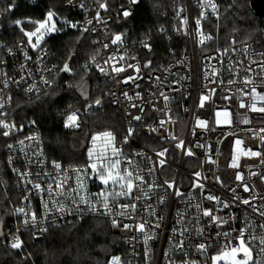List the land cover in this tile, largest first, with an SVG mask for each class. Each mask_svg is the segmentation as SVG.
Returning a JSON list of instances; mask_svg holds the SVG:
<instances>
[{
	"label": "built area",
	"instance_id": "built-area-1",
	"mask_svg": "<svg viewBox=\"0 0 264 264\" xmlns=\"http://www.w3.org/2000/svg\"><path fill=\"white\" fill-rule=\"evenodd\" d=\"M41 1L42 0H0V102L4 105L3 108H0V119L10 124L16 125L10 109L12 101L10 90L20 92L27 101H33L46 94L53 87L58 76L63 75L65 77H72L74 74L73 69L69 73L58 72L57 69L63 66H59L52 61L51 54L44 45H42L43 51L39 49L32 50L26 46V41L24 39L17 40L13 44L7 45L6 41L1 38L3 32L2 24L5 17L17 9L20 4L35 7ZM81 2L84 4L83 9H74L71 7L72 3L79 4ZM99 2L103 3L105 0H99ZM121 2L122 0H108L109 8L107 11L99 9L97 0H71V2L67 0L63 5L65 9L79 15V19L73 23H78L81 27L72 29H76L82 35L93 37L96 40L97 52L93 56L96 58L95 61L93 62L91 58L89 61L81 63L80 71L87 74L94 70L101 77L102 81L109 85L108 91L101 100L102 104L106 102L110 108L119 113L121 117L122 131L120 135L114 133L117 137V146L122 148L125 157L131 158L138 165L141 174L145 175L149 181L153 178H155L157 182H162L165 179L169 181L175 180L180 190L186 194L192 191L191 181L194 179L193 173L201 172L202 177H208L207 180H201L205 185V195L211 193L231 205L229 208L222 209L217 214L225 218L232 215L237 217V219L229 221V224H224L221 228H209L205 223L207 218L201 219L199 224H193L189 232L186 233L188 239H190L192 243L189 245L185 242V249L188 253V255L185 256L184 253L179 250L170 251V249H173V245L179 240L184 239V237L178 235L176 240L171 242H169L168 237L171 235L170 229L176 219L177 211L182 212L187 221L194 220L197 215L194 206L201 200L200 190L196 189L193 192L196 199H193L191 204L188 203L187 196L178 198L175 200V203H173V197L171 195L168 197L166 206L158 205L157 195H151L150 199L144 201H136L138 206V212L135 217L136 220L141 218L150 219L155 223V217H149L147 209L140 210L141 205L145 203H150L155 211L164 217L160 229H151V231L156 234V238L149 242L150 259L145 260L143 236L134 231H125L122 227L120 229L114 228L111 224L112 218L122 220L123 223H133L134 221L123 220L122 217L116 216L115 214L112 217L105 216L103 215L105 210L100 207V205H97L96 212H91L86 205H80L79 207L81 210H77L75 204H72L70 201H65L66 209L72 210L71 214H69L68 211L63 213L57 211L58 205L54 206L51 203L48 209H45L36 192L29 191V189L32 188V184L28 183V181L43 184L44 172L50 173L53 176L57 175V171L52 167L53 161L47 159L44 154L37 126L30 120L21 124L23 125L22 131H13L9 137L3 136L7 140L5 146V166L12 181L17 203L12 218L3 221V224L0 225V231L3 232V235L0 236V245H3L11 251L18 252L22 248H11V244L14 242L16 236H19L22 244L26 237L31 240V242H38L51 228H58L83 220L100 219L106 221L110 225L112 234L118 238L123 247V251L109 255L105 264H107L108 259L114 255L121 256L124 264H183L186 259L195 260L197 264H210V262L206 260V257L196 252V244L207 240V242L212 244V247L215 248L217 243L215 233L217 231L223 232L229 230L230 225L232 227H245L246 224L251 225L253 234L259 236L262 234V230L258 225L264 223V217L259 215L260 211H264V180L260 178L264 175V163H262V161H264V141L260 139V137H264V132L261 131V129H264V113L249 112L247 108H239V95L237 89L242 87L239 83V76H231L232 79L237 81V83L231 85L225 83L217 86V84H213L210 81L212 79H223L226 82L230 77L229 72L226 70L230 62L233 63V71L235 72L238 68L242 69L247 67L249 59L256 61L264 59V57L259 55V53L264 52L257 49L251 41L230 43L225 47L229 50L227 55H223V49L225 48L206 50L211 40L206 41L203 45L198 44V37H196L194 31L195 25L192 17L197 15L199 11L195 7L196 0H166L165 23L159 27L158 33L165 41H172L173 37L179 32L177 29L181 28L176 13L181 8H186L187 11L181 13V16L187 15L189 17L188 34L185 35L183 30H181V32L187 39L188 51L179 57L160 63L156 69L151 67L143 68V65L148 61L142 62L139 59H131L134 55L131 54L129 50L130 44L126 41L125 36L123 38V43L119 45V51H117V45H112L110 43L114 35L119 34L115 33L112 35L111 27L118 18H123L118 15ZM11 4H15L16 6L11 11H8V7ZM138 4L132 5L125 2L123 6L132 8L133 11H135V7ZM98 9L101 17L100 22L94 19ZM44 17L45 16L41 19ZM218 18L215 15L209 16V19L213 20H217ZM23 20L26 19H22V21ZM89 20H92L91 24L87 23ZM205 21L206 20L202 21L203 26ZM57 24H59L60 28H64V31L69 28L63 22H57ZM12 25H15L14 22ZM85 27L88 28L87 32L82 31V28ZM204 32L208 35L205 29ZM61 33L62 32H57L51 37H57ZM145 42L152 46L151 51L143 47V43ZM104 44H108L109 47L105 49L103 47ZM133 47L144 55L150 56L154 51V41L146 37L133 43ZM245 48H247L248 51L247 56L244 53ZM233 49H235V51H233ZM25 52L28 53L31 60H25ZM114 52L117 55L126 54L128 57L126 64L140 63L141 75H144V79L137 81V83L140 84L139 88H136L134 84H122L119 82L130 73L135 74L132 69H128L116 75L111 71L110 65L104 63L108 56ZM39 57H43L42 61ZM220 59H223V65L219 62ZM238 61H243L244 63L242 65L236 64L235 62ZM86 65L87 67H85ZM96 65L108 68V74H102ZM213 67L219 71V77L209 76L208 79H205V73L207 72L210 74ZM253 67H255V65H253ZM49 69H51V72L48 71ZM149 75L151 78H149ZM240 75H244L243 71L240 72ZM156 77H160L163 83L158 84L155 79ZM45 80L48 81L47 84L44 83ZM177 80L179 83H174ZM5 81L7 82L6 86ZM257 82L259 83L258 78ZM29 87L33 88L31 92L26 91ZM212 88L217 89L216 94L212 95L210 100L205 102L204 108H199V95L201 93L208 94V90ZM160 90H163L170 97V101L167 103L166 108L165 102L158 96ZM124 91H127L129 96H135V94L139 92L143 98L129 101L123 96L122 93ZM153 93H156V95H153ZM225 95L232 98L230 100H225L223 99ZM244 99L245 103H247V98L245 97ZM132 104L142 106L144 111L141 112L139 107H131ZM210 109L220 111L227 109L231 111L232 126L217 127L216 131H205L196 128V135H193V126L197 116L202 119H208L210 128L215 127V114L214 111ZM71 112H77L79 116V112L71 107L63 109L61 115L66 118ZM245 114L250 120L248 124L241 122L245 118ZM135 115H140L142 119L140 121L133 120L132 117ZM178 115L181 116V122L175 117ZM154 117L167 121L163 128L159 127ZM129 122H131V126L136 129V132L127 144H123L122 138L126 134L127 128L130 126ZM21 125H16V128L19 129ZM150 127H157L159 130L152 133L149 131ZM249 129L251 131H248ZM2 131L3 129H0V132ZM229 132L234 133V136H228L227 139H224L221 133L227 134ZM169 135H175L178 140H184L186 145L192 147L195 155L186 156L181 150L176 149L175 143H177L178 140L173 141L166 138ZM28 136H35L37 140H26L25 137ZM236 137L242 138L246 147H251L254 151H259L261 155L259 157L241 156L239 160L240 167L238 169H233L228 166L231 158L228 146L229 142ZM19 140H25L23 151H20L21 146L17 143ZM220 141L223 142L221 143ZM197 143L204 144L205 147L198 148L195 146ZM8 144H12L14 146L13 149H8ZM89 146L90 139L84 152L83 164L62 167L68 169L70 167L83 166L87 161V149ZM163 149L169 150L168 156L166 157L167 163L163 168L159 167L158 164L155 165V172L149 176L148 169L153 167V162L158 159L155 153ZM139 152L146 153V157L135 155ZM9 157H11V164L9 163ZM147 157H150V159ZM209 157L211 159H209ZM212 161L215 162L213 163ZM13 168H18L21 172L30 171L32 175H18L17 172L13 171ZM237 171L241 172L243 175L244 179L242 182L235 180L234 174ZM36 173L41 174L40 180L35 179ZM252 173H255V175ZM216 176H219L221 181H225L227 186L222 187L221 184L217 183L215 179ZM242 184H247L250 191L245 192ZM72 186L75 187V184L73 183ZM87 187L91 193H97L100 185L88 182ZM231 188H235L236 194L240 197L251 200L252 205L258 211H254L253 207L234 202L232 200L233 193L230 191ZM156 191L159 192V195H164L162 190ZM25 196L28 197V200L24 199ZM45 199H47V196H45ZM53 199L56 198L53 197ZM91 200L95 203V196H92ZM123 202L125 201L119 200L117 204ZM21 207L25 208L28 212L36 213L37 221L35 225L30 224L28 227L24 226L23 220L30 217H25L23 214L16 213V209ZM203 207L218 206L214 205V202L204 200ZM115 211H119V209H115L114 213ZM81 217H83V219H81ZM185 226H188L187 223H185ZM195 227L205 228L204 236H197L195 231L192 230V228ZM17 229H19V231H17ZM40 229H47V231H40ZM134 236L138 237V239H131ZM209 237H211V239H208ZM255 243L256 247L253 252L254 258L256 252L259 250L258 241ZM211 251L212 249L209 250V254H211ZM166 252L169 253L167 259L164 255Z\"/></svg>",
	"mask_w": 264,
	"mask_h": 264
},
{
	"label": "snow or ice",
	"instance_id": "snow-or-ice-1",
	"mask_svg": "<svg viewBox=\"0 0 264 264\" xmlns=\"http://www.w3.org/2000/svg\"><path fill=\"white\" fill-rule=\"evenodd\" d=\"M71 2V0H70ZM130 3L132 5H136L140 3V0H122L120 5V11L118 13L119 16L127 19L134 15V11L132 8H126L123 6L124 3ZM99 5V9H103L105 11L109 8L108 0L100 3L97 0ZM16 5L11 4L8 7V11H11ZM71 7L74 9H83V2L79 4L72 3ZM195 7L199 10L197 15L192 17L193 23L195 25V35L198 37V44L203 45L206 41L211 40L212 36L206 35L204 32V26L202 21L209 19L210 15H215L218 18V10L219 5L216 3V0H196ZM99 9L96 12L94 19L100 22V11ZM186 8H181L177 13L176 17L179 20L181 28H178L177 31L183 30L184 34H188V23L189 17L187 15L181 16V13L186 12ZM63 19V23L69 28H79L81 27L78 23H73L67 18H61L58 13H54L53 11H48L45 14L43 20H32L28 18L26 20H15L14 24L19 28V31L26 38V46L31 48L32 50H41L42 44L46 42V38L53 36L57 32L63 31L62 28H57V21ZM88 24L92 23V20L87 22ZM25 24L31 25V30L25 28ZM83 32H87L88 28H82ZM163 31V29H162ZM125 33L115 34L111 40L112 45H117V51H119V45L123 43V38ZM103 47L107 49L109 47L108 44H104ZM143 47L152 50V46L145 42L143 43ZM219 51V50H218ZM228 49H223V55H227ZM235 51V49H233ZM244 53L247 56L248 51L247 48L244 49ZM260 56L264 57V53H259ZM25 60H31V57L27 52L24 53ZM42 61L43 57H39ZM71 59V57L69 58ZM95 57H92V61H95ZM128 57L126 54L117 55L115 52L110 54L108 58L105 60L106 65H110L111 71L116 75L127 71L128 69H132L135 74H129L126 77H123L119 82L122 84H134L136 88L140 87V84L137 83L139 80L144 79V75H141V65L139 62L135 64H126V60ZM132 60H136L135 56L131 57ZM211 59V58H210ZM219 62L221 65L224 64L223 59H220ZM236 64L242 65L243 61L235 62ZM118 65V66H117ZM152 65V61H148L143 65V68H150ZM255 65V67H253ZM23 67V65H22ZM87 67V65L85 66ZM99 71L102 74H108V68L101 67L100 65H96ZM233 63L230 62L226 68L229 72L230 77L225 82L223 79H212L210 82L213 84L223 85L227 83L228 85L237 83L236 80L232 79L231 76H239V83L242 87L237 89V93L239 95V108H247L249 112H259L264 113V59L260 61L249 59L247 67L242 69H237L235 72L233 71ZM51 72V69L48 70ZM58 72L69 73L72 71L68 63H64L62 68L57 69ZM243 71L244 75L241 76L240 72ZM219 71L213 67L211 73H205V79H208L209 76L219 77ZM149 78L150 75H149ZM257 78L259 79V83L257 82ZM158 84H162L163 81L160 77L155 78ZM45 84L48 83L47 80L44 81ZM174 83H179V81H175ZM7 82L5 81V86ZM33 90L32 87L26 89V91L31 92ZM178 90V89H173ZM227 90V89H225ZM217 89L212 88L208 90V94L201 93L199 95L198 107L204 108L205 102L209 101L212 95L216 94ZM87 100V94L82 93ZM123 96L132 101L134 99L143 97L141 93L137 92L135 96H129L127 91H124ZM156 95V93H153ZM158 96L163 99L165 102V108L167 107V103L170 101L169 95H167L163 90H160ZM247 98V103H245V99ZM232 97L225 95L223 99L230 100ZM10 99V97H9ZM115 103V102H114ZM94 105L100 106L102 105L101 99H95ZM3 103L0 102V108H3ZM93 104H89L88 108L90 109ZM131 107H139L140 111L143 112L144 108L142 106H138L136 104H132ZM87 110V109H86ZM155 110V109H154ZM215 119L214 124L215 127L209 126L208 119H202L199 116L195 119V124L193 126V135H196L195 129L200 128L202 130H211L216 131L217 127L228 126L231 127L233 124L232 121V112L225 110H214ZM162 111V109H161ZM133 120L140 121L142 117L140 115H135L132 117ZM157 124L160 128H163L165 123L164 119H157ZM170 119V118H169ZM79 116L77 112H71V114L66 116L65 119V127H80L79 124ZM244 124L250 123V120L247 118L245 114V118L241 121ZM35 123V121H33ZM130 126L127 128L126 134L122 138V143L127 144L129 140L134 136L136 129L131 126V122H129ZM0 129H3L0 132V135L4 137H9L13 131H22L23 125L20 126L19 129L16 128L15 124H10L5 122V120L0 119ZM159 129L157 127H150L149 131L152 133L157 132ZM248 131H251L250 129ZM264 132V129H261ZM224 139H227L228 136H234V133H221ZM166 138L171 139L173 141H177L178 138L175 135H169ZM26 140H37L35 136L25 137ZM262 141H264V137H260ZM117 137L110 130H104L101 132H97L91 135L90 137V146L87 149V161L83 166L70 167L68 169H64L62 165L58 162L53 161L52 167L57 171V175L53 176L50 173L44 172V183H32V181H28V183L32 184V188L29 191H35L37 196L40 197L41 202L44 205L45 209H48L49 204L58 205L57 211L63 213L68 211L71 214V209H66L65 201H70L72 204L77 206V210L80 209V205H86L88 210L91 212L97 211V205H100L105 211L103 215L112 217L114 214L116 216L122 217L123 220H132L133 223H123L122 220H117L115 218L111 219V224L114 228L120 229L122 227L125 231H134L143 236V244L145 245L144 249V257L145 260L150 259V244L149 242L156 238V234L151 231L152 228L160 229L163 223L164 217L159 215L155 209L152 207L150 203H145L141 205L140 210L147 209L149 217H155V223H153L150 219H139L136 220V214L138 212V206L136 201H144L150 199L151 195L158 196V205L166 206L168 202V197L171 195L173 197V203L178 198H182L187 196L188 203L191 204L193 199L196 197L193 195V192L196 189L200 190V202L195 204V209L197 212L196 217L192 221H187L184 214L180 211L176 213V219L171 226V235L168 237L169 242L176 240L177 236H182L184 239L179 240L176 244L173 245L172 250H179L184 253L185 256L188 255L185 249V242L191 245L192 241L188 239L186 233L189 232L190 227L193 224H199L201 219L207 218L205 223L209 228L216 227L221 228L224 224H229V221L236 220L237 217L229 215L227 218L218 215L217 213L222 209L229 208L231 205L219 197L208 193L205 195V185L201 182V180H207V176H203L201 172L193 173L194 179L191 181V189L189 193H184L180 190L179 185L175 180H163L162 182H157L155 178L151 181L141 174V171L138 168V165L128 157H125L121 147L117 146ZM221 143L223 141H220ZM21 148L20 151H23V146L25 144V140H19L17 142ZM191 143V142H189ZM198 148H204V144L197 143L195 145ZM12 144H8V149H13ZM229 153H230V162L229 167L233 169H238L240 167L239 160L241 156L244 157H259L261 153L259 151H254L251 147H246L244 145V140L242 138L236 137L234 140L229 142ZM175 148L181 150L186 156H194L195 152L192 150V147L186 145L184 140H178L175 143ZM168 149H163L155 153L158 158L153 162L154 166L148 169V175L150 176L155 172V165H159V167L163 168L167 163L166 157L168 156ZM135 155L146 157V153L139 152ZM150 159V157H147ZM209 159H211L209 157ZM30 162V161H29ZM213 163L215 161H212ZM9 163L11 164V157H9ZM264 163V161H262ZM13 171L17 172L18 175L21 176H30L32 173L29 172H21L18 168H13ZM255 175V173H252ZM236 181H243V175L241 172L237 171L235 174ZM264 180V175L260 177ZM36 180L41 179V174L36 173ZM217 183L221 184L222 187H226V182L221 181L219 176L215 177ZM50 181V182H49ZM88 182H92L94 184H99L100 188L97 193H91L88 190ZM75 184V187L72 184ZM243 190L245 192L250 191L247 184H242ZM156 190H162L164 195H159V192ZM230 191L233 193L232 200L238 204L247 205L249 207H253L254 211H258L252 205L251 200L247 198H242L236 194V189L231 188ZM83 193V194H82ZM47 196V199H45ZM95 196V203L92 202L91 197ZM55 197L56 199H53ZM25 200H28V197H24ZM124 200L125 202L117 204V201ZM214 202V205L218 207H203V201ZM119 209V211H115V209ZM17 214H23L25 217H30L23 220V224L25 227H28L30 224L35 225L37 221L36 213L28 212L25 208H17ZM259 215L264 217V211H260ZM83 219V217H81ZM187 223V227L185 226ZM3 224V221H0V225ZM179 226V227H178ZM259 228L262 230V234L259 236L253 234L251 230V225H247L245 227H232L229 226V230L227 231H217L215 236L217 238V243L215 248L212 247V244L208 243L207 240L202 243H198L195 245L196 252L201 256L206 257V260L210 262V264H264V223H260ZM195 231L197 236H204L205 228L203 227H195L192 228ZM19 231V229H17ZM40 231H47V229H40ZM235 233V235H234ZM0 235H3V232L0 231ZM222 238V240H221ZM131 239H138V237H132ZM208 239H211L209 237ZM258 241L259 250L256 252V256L254 258L253 252L256 247V243ZM23 244L19 236L14 238V242L11 244V248L20 249ZM212 249L211 254H209V250ZM165 258H168L169 253L166 252ZM107 264H124L122 257L119 255L111 256L108 259ZM183 264H197L195 260H185Z\"/></svg>",
	"mask_w": 264,
	"mask_h": 264
},
{
	"label": "trees",
	"instance_id": "trees-1",
	"mask_svg": "<svg viewBox=\"0 0 264 264\" xmlns=\"http://www.w3.org/2000/svg\"><path fill=\"white\" fill-rule=\"evenodd\" d=\"M65 1L42 0L35 7L20 4L5 17L1 38L7 45L23 39L18 27L12 23L17 19L40 20L48 11L72 22L77 21L79 15L65 9ZM249 1L216 0L219 18L207 19L204 24L205 31L212 36L206 50L223 49L231 41H251L264 52V21L253 14ZM165 10L166 0H141L133 16L118 18L111 27L112 35L125 33L131 54L142 62L152 61L153 69L188 51L187 39L181 31L170 42L159 35L158 29L165 23ZM146 37L154 41V51L150 56L133 47V43ZM43 45L53 62L59 66L68 63L74 74L72 77L58 76L53 87L33 101H27L20 92L10 90V109L16 125L35 121L47 159L58 161L62 166L80 165L84 162L91 135L104 130L120 135L121 117L106 102L94 106V100L103 99L109 85L94 70L87 74L80 71V64L89 61L97 52L95 38L68 28L57 37L47 38ZM82 93L87 94V100ZM89 104L93 106L86 111ZM66 107L79 112L80 127L64 126L66 118L61 112ZM6 144L7 140L0 135V221L12 218L17 203L5 166ZM120 251H123L122 244L112 234L110 225L104 220L91 219L51 228L38 242H31L26 237L18 252L0 245V264H105L109 255Z\"/></svg>",
	"mask_w": 264,
	"mask_h": 264
},
{
	"label": "water",
	"instance_id": "water-1",
	"mask_svg": "<svg viewBox=\"0 0 264 264\" xmlns=\"http://www.w3.org/2000/svg\"><path fill=\"white\" fill-rule=\"evenodd\" d=\"M249 8L257 18L262 19V21H264V0H250ZM262 39H264V30H262ZM86 109V111L89 110L88 107Z\"/></svg>",
	"mask_w": 264,
	"mask_h": 264
},
{
	"label": "rangeland",
	"instance_id": "rangeland-1",
	"mask_svg": "<svg viewBox=\"0 0 264 264\" xmlns=\"http://www.w3.org/2000/svg\"><path fill=\"white\" fill-rule=\"evenodd\" d=\"M44 19V18H43ZM43 19H41V20H43ZM39 20V19H38ZM57 22H63V19H61V20H59V21H57ZM26 26H29L28 28L27 27H25L26 29H28V30H31V25H29V24H26ZM57 28H60L59 27V24H57ZM62 29H64V28H62ZM64 31V30H63ZM63 31H60V32H63ZM23 35V34H22ZM23 39L26 41V38L23 36ZM247 40V39H246ZM248 40H251L250 38L248 39ZM233 41H231L230 43H232ZM43 45V44H42ZM208 50V49H207ZM176 117V119L179 121V122H181L182 120H181V116H175ZM181 128H182V125H181Z\"/></svg>",
	"mask_w": 264,
	"mask_h": 264
}]
</instances>
